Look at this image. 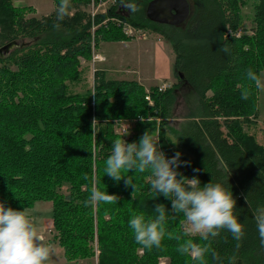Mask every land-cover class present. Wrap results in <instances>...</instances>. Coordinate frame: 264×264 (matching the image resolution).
Returning a JSON list of instances; mask_svg holds the SVG:
<instances>
[{"label":"trees","instance_id":"16d2710c","mask_svg":"<svg viewBox=\"0 0 264 264\" xmlns=\"http://www.w3.org/2000/svg\"><path fill=\"white\" fill-rule=\"evenodd\" d=\"M16 1L0 0V48L24 39L32 43L0 56V202L18 210L38 201L52 202L53 240L67 262L93 259L97 245V264H158L161 257L170 264H192L190 256L177 252L179 243L190 239L209 249L208 264H216L212 251L222 264L238 259L264 264L253 220V211L264 208V141L251 133L258 120L259 89L245 76L248 69L259 76L264 71V0L253 7V35L240 36L229 28L238 32L246 19L236 7L242 0H188L190 17L179 26L150 21L146 8L151 0H137L133 14L115 0L94 20L82 8L92 0H70L58 28L55 10L38 18L33 7L17 6ZM58 2L53 0L55 8ZM108 18L168 41L176 55L172 76L177 83L148 91L136 80L112 79L96 70L95 93L75 92L72 86L83 80L78 58L91 60L92 42L97 50L101 42L131 38L115 23L103 24ZM183 82L192 89V110L171 124ZM241 89L248 90V99H241ZM93 119L103 128L96 136L91 135ZM116 119L135 120L136 134L127 142L138 141L145 131L154 135L159 128L160 151L167 158L180 152V159L189 162L177 169L179 173L198 176L202 184L221 182L232 191L234 214L245 233L239 247L225 231L208 241L184 236L182 215L168 220L160 248L147 250L134 241L130 217L143 214L150 219L157 204L169 211L171 204L162 195L152 198L148 172L128 173L136 178L134 193L123 180L116 183L104 173L112 140L119 137ZM170 140L177 143V151ZM93 187L116 195V201L86 206Z\"/></svg>","mask_w":264,"mask_h":264},{"label":"clouds","instance_id":"9594fccd","mask_svg":"<svg viewBox=\"0 0 264 264\" xmlns=\"http://www.w3.org/2000/svg\"><path fill=\"white\" fill-rule=\"evenodd\" d=\"M120 5L129 13L138 11L137 0H120ZM70 0H59L56 8V21L54 27H59V22L68 15ZM227 52V48H223ZM246 79L252 81L259 88L261 76L252 69L245 73ZM247 89L240 90L241 99H248ZM142 122H147L140 117ZM96 119L91 122V135L96 136L103 128H98ZM127 128L121 138L112 140L111 152L104 164V173L114 182L123 180L125 187H131L134 193L137 189L135 176L128 173L148 172L152 198L162 195L170 200L171 210L164 204H157L153 208L154 216L146 218L143 214H136L128 220L134 241L147 250L160 248L166 235V224L170 218L182 215L184 236H198L200 240L208 241L220 236L222 231L231 234L236 241V247L244 238V226L239 217L234 214L236 199L221 182L201 183L198 176H184L177 169L181 165H188V161L180 159L181 153L176 152L167 158L160 151L158 141L148 132L138 141L126 142L123 138L128 135ZM194 172L199 171L194 169ZM104 174V175H105ZM117 196L93 187L86 206L95 207L99 203H113ZM42 211L50 212L51 209H41L39 205L22 210L6 207L0 202V264H50L55 254L54 247L44 239L38 227V216ZM253 220L261 247H264V208L253 211ZM181 240L180 236L176 237ZM177 252L191 257L192 264H208L205 259L209 249L199 247L192 240L179 243ZM216 264H222L221 257L214 251L210 252ZM234 264V261H229Z\"/></svg>","mask_w":264,"mask_h":264},{"label":"rangeland","instance_id":"374dc122","mask_svg":"<svg viewBox=\"0 0 264 264\" xmlns=\"http://www.w3.org/2000/svg\"><path fill=\"white\" fill-rule=\"evenodd\" d=\"M115 2V0H92L90 5L86 7H82L87 13H89L94 20L95 16L100 14H105L107 12V9ZM258 2V0H242L240 3L236 6L242 14L245 15V20L243 21V24L238 27V32L234 31L232 27L229 28V31L232 32V34L240 33L241 35H253L252 27L253 24V7ZM15 4L17 6H31L36 10V16L38 18L48 15L54 12L55 6L53 3V0H20L16 1ZM123 8V6H120ZM233 7V3H232ZM124 9V8H123ZM235 10V8L232 9V11ZM236 11V10H235ZM33 17V15H29V18ZM107 22H113L115 23L120 29L125 28V23L123 20L119 18H108L106 19L103 24H106ZM129 24V23H128ZM133 26V25H131ZM134 27V26H133ZM96 29V26L93 25L92 32ZM138 29V28H136ZM141 32L138 33V37H135V39L140 38H147L150 37V33L144 31L143 29H138ZM244 31V32H243ZM154 37V36H153ZM166 41V40H165ZM32 41L30 39H24L21 42V45L23 44L24 47L30 45ZM105 44L100 45L97 50L107 49L109 52L107 59L105 56H102L103 60H97L94 61V58L92 56L91 60H86L84 57L80 56L78 59L80 61L81 69L83 70V80L72 86V89L77 93H85L88 90H92V94L95 93L94 89V78H95V72L100 67H106L109 69H112L111 72H109V76L115 79H124V80H137L143 82V80L147 77L149 71V58L145 55L137 56L140 52H134V45H136V41L129 40V45H118L114 42H104ZM166 45L168 49L171 51L170 55L172 58V65L175 62L176 55L173 52V49L171 48V45L168 41H166ZM134 46V47H133ZM16 48V47H15ZM96 49L94 48V42H92V55H94V52ZM114 58L116 60H114ZM142 58V59H141ZM107 60V61H106ZM102 63V64H101ZM261 85L258 88L259 89V96H258V120L255 119L256 124H252V126L255 127L254 130L251 131V133H258L259 140L261 142L264 141V71L261 73ZM177 83V80L173 77L170 82H167L163 85H157L161 88H164L165 86L168 87L169 85ZM150 84V83H148ZM148 87V86H147ZM149 88H147L148 90ZM149 91V90H148ZM180 91V90H179ZM186 92V91H185ZM181 94V96H180ZM177 103L176 107L174 109V115L177 118H174L171 120V124L178 123L181 120H183V116L190 113L192 110V101L191 97L193 95L191 93L187 94L182 93L181 91L177 93ZM152 104V100L149 101ZM182 117V118H181ZM254 120V118H253ZM114 132L116 135H118V138H121L123 135V132L128 128L129 133L128 135L124 136L123 138L127 142L128 138H131L134 134H136V129L134 128L135 120H118L116 119L114 121ZM159 126V121L158 125ZM246 127V126H245ZM262 128V129H261ZM249 130V127L247 128ZM168 136H170L174 141V136L168 131L167 129L164 130ZM159 128L155 130V134L152 135L155 140L158 141V146L160 149V138H159ZM170 139V138H169ZM171 141V140H170ZM173 147L175 148V151L178 150L177 143L172 142ZM176 143V144H175ZM39 205L41 209H51L50 212L42 211L38 216V227L41 229L42 235L44 236V239L49 242L55 249V254L52 257V260L50 264H97L98 263V248L96 245V256L91 259H82L78 261L73 262H67L65 255L63 254L62 250L57 249V244L53 240L54 237V229H53V221H52V202L50 201H38L36 202L32 207ZM184 225V223H183ZM52 226V228L49 229V227ZM140 254H142V251H139ZM158 264H170L169 258L161 257L159 259Z\"/></svg>","mask_w":264,"mask_h":264},{"label":"crops","instance_id":"0c3cea01","mask_svg":"<svg viewBox=\"0 0 264 264\" xmlns=\"http://www.w3.org/2000/svg\"><path fill=\"white\" fill-rule=\"evenodd\" d=\"M153 36H154L153 34H150V37H147L144 39L143 38H140V39L130 38V40L136 41V45H134L135 47L134 46L133 47H134V52H140L137 54V56L141 57V55L143 56L145 55L146 57L149 58V71H147L148 75L143 80V82L142 80L138 81L146 89L152 86L159 85V84L163 85L167 82H170L173 78L172 76L173 65H172V58L170 55L171 51L168 49L166 45L167 44L166 41L161 40L155 36L153 37ZM116 43L118 45L131 44V43L128 44V41L116 42ZM103 44L105 43L104 42L100 43V45L102 46ZM107 52H109L107 49L101 48L100 51L96 50L94 54L98 53L101 56H105L107 59V56H108ZM114 60L116 59L114 58ZM98 70L100 72L107 74L108 78H112L109 76V72H111L112 69H109L106 67H100L98 68ZM112 79H115V78H112ZM118 80H124V79H118ZM50 228H52V226H50L49 229Z\"/></svg>","mask_w":264,"mask_h":264},{"label":"water","instance_id":"95a60500","mask_svg":"<svg viewBox=\"0 0 264 264\" xmlns=\"http://www.w3.org/2000/svg\"><path fill=\"white\" fill-rule=\"evenodd\" d=\"M191 14V5L188 0H151L146 8L147 18L155 23L179 26L184 24ZM21 43L13 41L0 48V56L8 55L15 47ZM181 78L183 75L180 74ZM235 264H243L241 259Z\"/></svg>","mask_w":264,"mask_h":264},{"label":"built area","instance_id":"2783aa9c","mask_svg":"<svg viewBox=\"0 0 264 264\" xmlns=\"http://www.w3.org/2000/svg\"><path fill=\"white\" fill-rule=\"evenodd\" d=\"M114 4V3H113ZM123 32L128 36V37H131V38H135V37H138V33L141 32L140 30L136 29L135 27L131 26L130 24L128 23H125V28L123 29ZM241 34L240 33H237V36H240ZM93 58H94V61L97 60H103L104 58L98 54V53H95L93 55ZM167 87L165 86L164 88H161V89H166ZM147 99L149 101H151L150 99V96H147Z\"/></svg>","mask_w":264,"mask_h":264},{"label":"flooded vegetation","instance_id":"af4514ba","mask_svg":"<svg viewBox=\"0 0 264 264\" xmlns=\"http://www.w3.org/2000/svg\"><path fill=\"white\" fill-rule=\"evenodd\" d=\"M123 11L126 12L125 9H123ZM180 91H181L182 93H184V94L186 93V95H187V94L191 93L192 89H191V87H190L186 82H183V83L181 84ZM185 91H186V92H185ZM180 96H181V94H180Z\"/></svg>","mask_w":264,"mask_h":264}]
</instances>
